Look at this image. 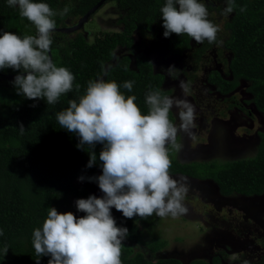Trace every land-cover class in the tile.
<instances>
[{"label": "trees", "instance_id": "1", "mask_svg": "<svg viewBox=\"0 0 264 264\" xmlns=\"http://www.w3.org/2000/svg\"><path fill=\"white\" fill-rule=\"evenodd\" d=\"M67 1V0H66ZM65 0H37L47 3L54 11L70 8L67 15H82L98 0H76L70 6ZM114 1L121 9H126L129 21L138 26L149 27L153 20L164 33L160 9L166 0H108ZM224 1L226 6V0ZM246 6V12L240 8ZM178 7V6H177ZM67 15L53 17L56 26ZM229 36L224 46L231 51L229 68L232 79L227 80L217 72L210 73L208 80L216 84L223 93L237 85L238 78L246 79L247 90L252 94L254 106L264 119V0H235V8L225 24ZM9 31L23 37L35 35V26L20 16L18 7H10L7 0H0V35ZM131 32L103 33L88 42L81 34L71 40L74 46H51L52 60L57 66L68 68L75 80L73 90L60 97L54 105H48L43 98L35 100L19 95L12 81L0 77V264H48L49 256L38 257L32 244V233L47 216L49 207L60 212L70 200L90 196L84 186L75 184L83 176L85 180L102 172L99 153L103 145H84L78 148L79 136L60 127L56 113L68 107V101L78 99L89 80L103 77L115 80L125 95H135V103L143 114H147L145 94L149 88L160 89L163 94L169 90L162 87L163 75L154 73L148 58L137 55L135 69L129 66L128 56H122L111 63L113 51L118 44L131 43ZM191 37L187 35L169 36L170 51L180 53L189 47ZM107 66V67H106ZM0 72L17 73L12 68ZM125 81H133L131 92L124 89ZM80 86L79 93L76 85ZM169 118L174 122L170 110ZM25 128L20 133V126ZM256 153L250 157L232 159L219 164L214 162L181 163L171 159L172 173H183L199 179H212L219 192L228 195L264 193V130L259 132ZM94 151L96 163L88 167L89 152ZM112 213V211H111ZM118 227H126L129 244L137 243L141 229L134 220H115ZM165 245L164 240L152 239L148 250L153 254ZM7 248V252L4 249ZM122 264H182L176 257H146L141 251H134L130 245L122 244ZM187 264H220L219 257L210 261L194 258Z\"/></svg>", "mask_w": 264, "mask_h": 264}, {"label": "clouds", "instance_id": "2", "mask_svg": "<svg viewBox=\"0 0 264 264\" xmlns=\"http://www.w3.org/2000/svg\"><path fill=\"white\" fill-rule=\"evenodd\" d=\"M18 7L20 16L27 18L36 30L35 35L5 31L0 35V69L20 70L12 81L19 95L35 100L43 98L48 105L73 90L75 76L66 67L57 66L49 55L56 28V15L70 11L65 6L54 11L47 3L37 0H7ZM178 6V7H177ZM235 0H226L222 15L234 11ZM246 6L240 12H246ZM165 37L171 34L191 37L196 43L217 41L218 25L208 19L209 12L201 0H166L160 9ZM52 54V53H51ZM176 68L169 66V76ZM133 81H125L124 89L132 91ZM184 98L165 95L160 89L149 88L145 94L147 114L135 103V95H125L115 80L98 77L87 82L78 99L68 101V107L56 113L60 127L79 136L78 148L84 145H103L99 153L102 174L89 177L95 180L103 197L90 195L75 201L78 211L86 215L77 218L71 211L59 212L49 207L42 227L32 233V244L38 257L49 256L48 264H122V241L128 236L126 227H118L111 209L122 212L125 218L152 215L173 218L186 214L184 205L189 190L187 178L170 175L171 149L179 150L178 131L195 138L196 112L187 99L190 83L180 80ZM80 86L76 85L79 93ZM177 109L179 127L169 118ZM23 134V125L19 128ZM88 167L97 160L89 152ZM83 180L84 177H79ZM3 235V230H0ZM7 248L4 252H7ZM230 261L249 264L247 259L232 254Z\"/></svg>", "mask_w": 264, "mask_h": 264}, {"label": "rangeland", "instance_id": "3", "mask_svg": "<svg viewBox=\"0 0 264 264\" xmlns=\"http://www.w3.org/2000/svg\"><path fill=\"white\" fill-rule=\"evenodd\" d=\"M201 2L205 3L208 9V19L219 26L217 41H222V43H209L205 40L208 48L203 52L201 60L195 64H192L195 55L190 53L177 60L168 58L169 63L175 64L178 72L185 71L186 77L192 75L193 72L194 78L191 82L189 81L190 95L187 96V99L194 105L196 112V126L192 130L195 138L178 131L176 139L181 147L179 150H174L169 146V156L181 162L196 161L219 164L226 160L254 155L258 141L257 132L264 130V121L261 115L252 109V113H255L253 116L238 108L227 109L228 105L232 103L234 105L235 101L252 108L248 100L250 95L246 93L244 84H241L234 92V101L231 99V95L224 98L219 96L206 83V74L210 68L218 67L222 73L226 71L224 64L230 58L231 53L223 47V42L229 36V30L225 24L232 13L227 16L221 14L226 7L224 1L201 0ZM66 3L73 6L76 4V0H67ZM121 14L123 12L115 7L113 1L103 4L85 24L87 39L93 42L95 37L101 34H99L101 30H131L133 25L130 22L121 25L117 21ZM163 67L161 66V68ZM180 75V78L186 81L181 73ZM168 96L184 98L181 89L174 87ZM171 111L174 116V124L179 127L180 120L175 106ZM224 111H226L225 115ZM101 174V170H98L95 177ZM172 176L174 179L183 177ZM187 183L189 190L184 205L188 212L175 218L170 215L165 217L152 215L146 219L139 216L129 219L113 207L111 211L115 220H134L141 229V236L137 243L129 244L126 241H122V243L130 245L134 251L143 252L146 257L152 259L176 257L181 260L182 264H187L194 258L210 261L211 256L216 254L219 249L226 252L221 264H240V261H230L229 258L232 254H238L241 259H247L249 264H264V221L261 219L264 201L255 198L257 202L251 204L249 201L251 199H244L241 196L223 199L210 180H190ZM75 184L86 187L90 195L97 197L104 195L95 180L77 179ZM205 207L208 210L213 209L212 207L218 208L217 211L214 210V215L219 217V219L216 218L217 223L209 226L201 223V220H209L206 209L203 211ZM68 211H71L77 218L86 215V213L77 210L73 199L70 200L68 206L62 207L60 210V212ZM152 239L165 241V245L153 254L148 250V243ZM254 249L255 255L252 256Z\"/></svg>", "mask_w": 264, "mask_h": 264}, {"label": "flooded vegetation", "instance_id": "4", "mask_svg": "<svg viewBox=\"0 0 264 264\" xmlns=\"http://www.w3.org/2000/svg\"><path fill=\"white\" fill-rule=\"evenodd\" d=\"M106 2H108V0H106L105 3ZM114 5L120 12H123V14H121V16L118 18L117 21L120 22L121 25L125 24L126 22H130L133 25V28L131 30L129 29V31L131 32V34H130L131 43L129 45H127V44H118V45H116V48L113 51L112 59L110 60L111 63L114 64L116 59H118V58H120L122 56H128V58H129V66L131 68L135 69L137 55L142 54L144 57L148 58V61L150 62L151 67H152V71L154 73H160V74L163 75V79H162L161 85H162L163 88L169 90V92L166 95H169L171 93L172 87H174L176 89L180 88L179 87V82H180V80H183V79L180 78V76H181L180 73L186 78V81L188 83H189V81L191 82L193 80V78H194L193 72H192V75H190L189 77H186L185 71L181 70L180 72H178L177 67L175 66V64L169 63L170 61L168 60V58L171 57V58H173V59L175 58V60H177V59H179L181 57H184L186 54L190 53L193 56L195 55L194 58H193V61H192V64H195V63H197V62H199L201 60L203 52L206 50V48H208V44L205 41L203 43H196L191 38L190 39V43H189V47L183 48L180 53H177V52H174V51H170V48H169V37H165L163 35V32H161V30H162L161 27L157 26V24H156V20H153L151 22V24L149 25V27H147V28H145L146 26H144V27L141 26L140 27V26H138L140 24L139 22H137V24H136V21H133V20L129 21L130 18H128L127 15H126V9L119 8L115 2H114ZM102 6L103 5H101L100 7H102ZM95 12H96V10L90 15V17L82 25H80V27H76V28H72V27L77 25L79 17H81L83 14L82 15H67L61 22H59L57 24L56 27H60V28L66 27V28H69V29H68V31H57V30H54L52 32V38H53L52 45L53 46H71V45L74 46V44H72L71 40L75 39L79 34H81L88 42H91V41H89L87 39V31L85 30L84 27H85V24L88 23V21L91 19V16ZM123 31H128V30H123V29L122 30H115V31H104V30H101V31H99V34L101 33L100 35H102L103 33L123 32ZM223 47L231 53V51L224 46V42H223ZM230 58H231V56H230ZM230 58L226 61V64H224V66H226L225 73H222L221 70L218 67H213V68H210L208 70V72L206 74V78H205L206 83L209 86H211L212 90H214L219 96L224 98V97H227L228 95H231L230 97H231L232 100L234 99V95H233L234 92L237 90V88L241 84H244L245 86H243V87H244L246 93L250 95V98L248 100L251 103L252 108L244 106L240 102L235 101V99H234V101H235L234 105H233V103L229 104L227 109L238 108L239 110L244 111L246 114H248L250 116H253L255 113H252V111H251V109H252L254 111H257L258 114H260L261 117L263 118L262 113L254 106V103L252 102V94L247 90V86H248L249 82L246 79L238 78L237 85L233 89H231L230 91L225 92V93L219 91L217 89L216 84H214V83H212V82H210L208 80V77H209L210 73H212V72H217L220 75V77H222L224 79H227V80H231L232 79V75H231V70L229 68V60H230ZM219 59L221 60V57ZM168 65L169 66H174L176 68L174 77L173 76H169L168 72L166 71V69L169 67ZM161 66L162 67L164 66V67L161 68ZM194 68H195V65H194ZM248 100H246V101H248ZM223 114L225 115L226 111H224ZM263 121H264V119H263ZM261 131L262 130L257 132L258 141H257L256 147H255L254 154L256 153V150H257V146H258L259 138H260L259 137V132H261ZM241 158H245V157H241ZM236 159H238V158H236ZM230 160H232V159H230ZM226 161H229V160H226ZM187 162H196V161H184V162H181V163H187ZM170 175L186 177L188 179L187 181H190V180H193V181L210 180L214 184V186L216 187L217 193L223 199L224 198L231 199V196L232 197L241 196V198H244V199L245 198L251 199V200H249V201H251L250 202L251 204H254V203L257 202L255 200V198H260V199H262L264 201V193H261V194H250V195H245V194H241V193H231V194H228V195H224V194L219 192V189H218L216 183L212 179H208V178L199 179V178H195L193 176H190V175H187V174H183V173H179V172L172 173ZM212 208L213 209H211V210H208L206 207L203 209V211H205V209H206V213L209 216V220L208 221H206V220L202 221L201 220V223L203 225H205V226H209L210 224L213 225L214 223H217L216 222V218L219 219L218 216L214 215L215 211H217L218 208L217 207H212ZM261 219L264 221V211H263V214L261 216ZM206 233L208 235L209 232L207 231ZM254 251H255V249L252 252L253 253L252 256L255 255ZM225 255H226V252L223 249H219V250H217L216 254H213L211 256V259L213 257L217 256V257H219L220 264H221L222 259L225 257Z\"/></svg>", "mask_w": 264, "mask_h": 264}, {"label": "water", "instance_id": "5", "mask_svg": "<svg viewBox=\"0 0 264 264\" xmlns=\"http://www.w3.org/2000/svg\"><path fill=\"white\" fill-rule=\"evenodd\" d=\"M106 0H98L93 6H91L81 17H79V20L77 22L76 26H73L72 28L80 27L89 17L90 15L97 10L101 5L105 3ZM69 28L66 27H56L55 30L57 31H68ZM50 57L52 58L51 51L49 52ZM18 74H24L26 75L27 73H11V72H0V77L5 78L7 80H13L16 75Z\"/></svg>", "mask_w": 264, "mask_h": 264}]
</instances>
